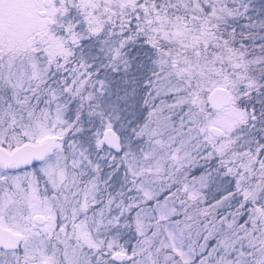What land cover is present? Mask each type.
Instances as JSON below:
<instances>
[{"label":"snow or ice","instance_id":"snow-or-ice-1","mask_svg":"<svg viewBox=\"0 0 264 264\" xmlns=\"http://www.w3.org/2000/svg\"><path fill=\"white\" fill-rule=\"evenodd\" d=\"M0 264H264V0H0Z\"/></svg>","mask_w":264,"mask_h":264}]
</instances>
